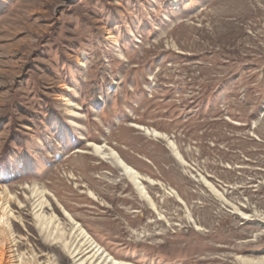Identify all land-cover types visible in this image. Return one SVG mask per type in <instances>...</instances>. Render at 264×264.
Here are the masks:
<instances>
[{"label":"rangeland","instance_id":"1","mask_svg":"<svg viewBox=\"0 0 264 264\" xmlns=\"http://www.w3.org/2000/svg\"><path fill=\"white\" fill-rule=\"evenodd\" d=\"M1 202L24 264H98L79 228L131 264H264V0H0Z\"/></svg>","mask_w":264,"mask_h":264},{"label":"bare ground","instance_id":"2","mask_svg":"<svg viewBox=\"0 0 264 264\" xmlns=\"http://www.w3.org/2000/svg\"><path fill=\"white\" fill-rule=\"evenodd\" d=\"M154 133L158 136L161 135L156 131ZM94 150L99 155H106L104 151L102 152V147L100 146L96 145ZM107 157H110V159L116 161L117 165L126 172L128 177L134 182V184L138 188H141L142 183L139 182L141 177L139 172H137L131 165L124 161L122 157L117 155L115 151H112V155L109 154ZM142 189L144 188L142 187ZM145 195L148 196L147 193H145ZM43 204L44 203L41 201L40 205ZM0 205V211H2L3 213V216L0 217V264H16V261L19 262L18 264H24L21 259H17V244L12 236V226L9 215L10 212L8 211L9 205L7 204V202L5 204L1 202ZM43 224L44 226H46V228H49L52 224V220L50 218H47V220L45 221V223L43 222ZM76 235V239L79 241V243L70 244V247L68 248L70 253L75 258H79V256H82L85 253H94L92 257L97 260L96 262L98 264H131L116 260L100 245L95 243L84 229H77Z\"/></svg>","mask_w":264,"mask_h":264}]
</instances>
